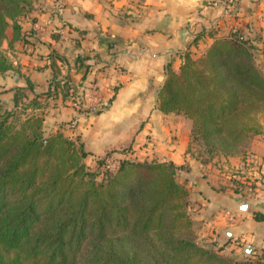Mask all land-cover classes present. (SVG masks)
<instances>
[{"label":"trees","instance_id":"1","mask_svg":"<svg viewBox=\"0 0 264 264\" xmlns=\"http://www.w3.org/2000/svg\"><path fill=\"white\" fill-rule=\"evenodd\" d=\"M33 1L0 0V75L16 69L4 43L11 48L22 39L19 20ZM255 49L238 28L200 58L186 54L178 73L166 70L159 110L183 115L192 141L205 145L210 156L238 153L261 133L257 115L264 112V77ZM87 59L76 60L75 67L84 71L82 81L91 71ZM51 68L44 95H60L72 105L79 86L62 75L55 58ZM26 84L11 89L15 107L31 110L17 127L9 122L11 113L2 112L0 99V264H264V254L239 261L199 242L189 192L173 162L121 159L98 182L83 162L89 152L82 142L61 132L46 135L45 117L36 112L42 95L29 98L26 89L34 87L28 78ZM114 97L93 113L106 110ZM237 185L238 191L243 184ZM256 219L264 218L256 214Z\"/></svg>","mask_w":264,"mask_h":264},{"label":"crops","instance_id":"2","mask_svg":"<svg viewBox=\"0 0 264 264\" xmlns=\"http://www.w3.org/2000/svg\"><path fill=\"white\" fill-rule=\"evenodd\" d=\"M19 23L22 39L3 47L16 69L0 78L11 89L26 88L28 78L34 90L26 94L42 95L36 112L49 115L54 131L79 138L94 159L109 154L119 160L175 163L178 180L189 192L199 242L239 261L264 254V219H256V214L264 218V116L261 133L240 152L210 156L201 144H193L190 122L163 113L158 102L168 67L178 73L186 54L200 58L238 28L252 39L255 64L264 77V0H34ZM37 24L43 32H37ZM7 37H13L11 29ZM78 57L92 65L84 82L93 76L99 84L86 95L90 111L76 109L60 95H44L53 58L62 75L82 81L84 71L75 67ZM108 88L114 90V101L93 113L108 104ZM7 94L14 104V91ZM249 157L255 162L250 164ZM237 181L243 184L238 191Z\"/></svg>","mask_w":264,"mask_h":264},{"label":"rangeland","instance_id":"3","mask_svg":"<svg viewBox=\"0 0 264 264\" xmlns=\"http://www.w3.org/2000/svg\"><path fill=\"white\" fill-rule=\"evenodd\" d=\"M6 55L8 56L7 53H6ZM66 74L67 73L65 72V74L63 76L66 79H70L71 76L68 74L66 75ZM2 76H4V75H2ZM94 79L96 80V84L92 85V82ZM70 80H72V79H70ZM4 82H5V78L4 77L0 78V99H1V102L3 105V111L2 112L3 113H5V112L11 113V117L9 118V122L12 126L17 127L19 125V122L25 118V115L27 113L24 111L23 105H20L19 108L15 109L14 104L11 102V99L8 97V94H7L8 91L11 90V88L6 82L5 83ZM71 82H73V84H77L79 86L80 96H78L76 98V100L80 101L81 104L86 102V100H85V98L87 99L86 95L90 94L92 92V91H89V88H96V87L98 88L99 87V84L97 83V79L94 78L93 76H92L91 80L88 82L75 81V80H72ZM88 97L90 98V96H88ZM72 103H73L72 105H74V102H72ZM22 104H27V102L23 101ZM262 116H264V112L259 113L257 115L258 121ZM44 117H45V127L44 128H45L46 135H50V134L56 133V132H61L66 137L71 138L68 135H66L64 132L60 131L59 129L57 131H54V129L52 128V122L49 119V115L45 114ZM71 139H73L77 143H81L79 138H71ZM191 140H193L192 136H191ZM193 144L196 147L198 144H202V143L193 141ZM205 149H206L205 145H201L200 150L205 151ZM107 156L112 158V162L114 163V165H116V169H117V167L119 166L120 160L117 158H113V156H111L109 154H107ZM83 162L86 164L88 170L97 174V181L98 182L105 181L108 172H114L116 170L115 169L114 171H112L111 169L107 168V164H106V161L104 159V156L101 159H94V158L88 156L83 160Z\"/></svg>","mask_w":264,"mask_h":264},{"label":"built area","instance_id":"4","mask_svg":"<svg viewBox=\"0 0 264 264\" xmlns=\"http://www.w3.org/2000/svg\"><path fill=\"white\" fill-rule=\"evenodd\" d=\"M218 2H215V5L217 4ZM62 4H61V2L58 4V6H57V11H59V12H61V10H62ZM35 29L37 30V32H39V33H41V32H43V28H42V26H40L39 24H37L36 26H35ZM107 93H108V95H109V97L108 98H110V97H112L113 95H114V90H112L111 88H108L107 90ZM87 98H88V96H86ZM85 100H86V98H85ZM104 103V102H103ZM101 104L100 106H99V108L100 107H102V106H106L107 104V102H105L104 104ZM83 105V106H82ZM76 109H79V110H88V109H90V106L88 107H86L85 106V103H83V104H81V102L80 101H78V100H76L75 102H74V105H73ZM76 125V121L74 120V121H71L70 122V126L71 127H73V126H75ZM104 159H105V161H106V164H107V168L108 169H111L112 171H114L115 169H116V165H114V163L112 162V158L111 157H109V156H107V155H105L104 156ZM248 162L251 164V163H253V162H255V159L254 158H252V157H249L248 159ZM245 181V183H250V180L249 179H245L244 180Z\"/></svg>","mask_w":264,"mask_h":264}]
</instances>
